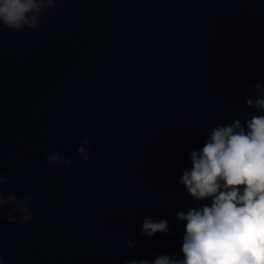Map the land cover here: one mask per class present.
Instances as JSON below:
<instances>
[{
    "label": "water",
    "instance_id": "95a60500",
    "mask_svg": "<svg viewBox=\"0 0 264 264\" xmlns=\"http://www.w3.org/2000/svg\"><path fill=\"white\" fill-rule=\"evenodd\" d=\"M41 17L0 25V191L31 194L35 217L0 222V264L182 259L177 212L211 203L179 183L190 152L264 115L245 103L264 85V0H60ZM52 151L74 163H47ZM147 216L172 235H143Z\"/></svg>",
    "mask_w": 264,
    "mask_h": 264
},
{
    "label": "clouds",
    "instance_id": "9594fccd",
    "mask_svg": "<svg viewBox=\"0 0 264 264\" xmlns=\"http://www.w3.org/2000/svg\"><path fill=\"white\" fill-rule=\"evenodd\" d=\"M59 2L0 0V25L17 33L25 27L38 29L41 14L55 9ZM246 91V106L264 113V85L257 82ZM89 144L84 139L76 153L85 165L91 153ZM16 151L19 149H13V153ZM189 158L192 166L183 172L179 183L195 201L211 203L177 212V221L185 224L183 258L176 253L158 255L151 264H264V115L211 128L203 147L191 151ZM45 159L49 164L63 163L65 167L74 163L71 156L57 151L49 152ZM9 177L10 174L0 172V188ZM31 200V194L20 199L0 191V222H15L13 212H18L24 223L33 221ZM6 206L12 211L5 215ZM158 232L172 235L167 220L145 217L142 234L153 237ZM127 245L134 247L130 240ZM130 264L150 262L133 259Z\"/></svg>",
    "mask_w": 264,
    "mask_h": 264
}]
</instances>
